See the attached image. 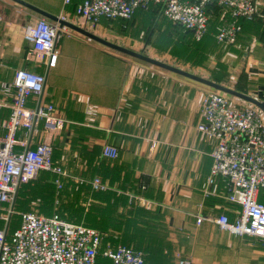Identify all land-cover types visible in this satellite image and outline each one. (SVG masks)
<instances>
[{
    "label": "crops",
    "instance_id": "crops-1",
    "mask_svg": "<svg viewBox=\"0 0 264 264\" xmlns=\"http://www.w3.org/2000/svg\"><path fill=\"white\" fill-rule=\"evenodd\" d=\"M27 1L54 14H65L68 20L82 26L75 14V6L81 0L66 5L64 0ZM259 7L264 14V0H259ZM32 12L13 0H0V80L13 79L14 71L21 66L18 62L26 43L23 30L14 40L11 38L10 22L16 17L20 22L24 16L37 18ZM215 19L222 23L225 18L217 15L212 20ZM27 21L29 18L24 23ZM255 21L241 22L237 62L246 64L244 89L264 99V41L259 36L255 39ZM62 31L78 38L83 45L62 47L57 40L55 64H43L37 71L47 77L45 100L54 103L56 113L65 120L51 140L53 148L56 141L60 144V155L55 160L67 172L66 180L79 182L73 187L75 191L67 189L65 197L85 196L93 203L104 204L95 199L94 193L79 186L87 181L85 172L91 171L87 183L99 176L109 191L107 199L114 202L116 197L128 198V205L123 208L126 212L135 206L148 211L151 217L139 225L147 231L146 243L160 246L156 249L158 255L148 258L152 264H178L180 259H189L191 264H264L263 239L232 234L210 219L196 222L198 213L216 217L226 212L231 220L239 213V206L224 198L222 179L217 180L218 195L204 194L217 141L199 131L197 125L201 120L199 102L211 88L92 43L93 40L70 28ZM251 41L255 47L249 52ZM2 110L5 113L0 122L9 113L7 108ZM39 140L37 135L32 146ZM107 144L119 150L117 158L103 155ZM259 201L264 203V189ZM128 216L131 218V214ZM112 233V237L121 238L120 233Z\"/></svg>",
    "mask_w": 264,
    "mask_h": 264
},
{
    "label": "built area",
    "instance_id": "built-area-1",
    "mask_svg": "<svg viewBox=\"0 0 264 264\" xmlns=\"http://www.w3.org/2000/svg\"><path fill=\"white\" fill-rule=\"evenodd\" d=\"M72 1L64 0V4ZM153 5H161L163 16L192 30L197 40L208 31V6L221 7L225 19L216 38L224 45L237 41L243 20L262 16L259 0H81L75 14L82 26L89 24L92 30L100 31L116 21L125 24L139 9L147 10ZM63 29L45 17L27 21L23 36L32 48L26 58L54 65L58 56L56 43ZM46 81L45 73L27 68H17L10 81L0 80V111L9 109L8 116L0 122V264H96L105 234L94 227L58 214L20 211L19 225L10 228L22 184L34 179L40 170L67 175L52 160L51 140L65 120L56 113L54 103L45 100ZM199 110L198 130L217 141L204 194L218 195L217 180L222 179L223 196L239 206V213L235 220L226 212L216 217L198 213L196 222L210 219L232 234L264 240V203L259 201L264 189V113L250 104L234 106L227 94L215 89L203 94ZM37 135L40 140L32 146ZM155 144L154 141L152 145ZM118 154L113 145L103 147L104 156L117 158ZM56 181L61 187V181ZM91 183L95 189H107L99 176ZM133 198L147 202L141 197ZM103 252L111 264H147L142 251L124 244L107 245ZM178 264L191 261L180 259Z\"/></svg>",
    "mask_w": 264,
    "mask_h": 264
},
{
    "label": "trees",
    "instance_id": "trees-1",
    "mask_svg": "<svg viewBox=\"0 0 264 264\" xmlns=\"http://www.w3.org/2000/svg\"><path fill=\"white\" fill-rule=\"evenodd\" d=\"M162 8L163 7L161 5H153L147 10L139 9L131 22L129 23L126 22L124 24L121 21H116L113 27L118 28L120 31H125L130 27V24H132V22L136 18V15L139 12H149L155 15L160 12V14L163 16ZM207 10L210 15L209 29L207 33L199 40H197L194 37L192 30L186 29L182 24L175 23L170 19L166 18L165 16L163 17L172 23V25L176 29L175 31H178L179 35L184 33L185 38L193 40L194 44L200 45L201 47L206 46L205 48H203L206 49L208 40L209 42L212 41L214 43L216 42L217 44H219L216 38V34L222 23L217 22L216 19L215 20L212 19L214 18V16L223 15L222 8L216 5L208 6ZM32 13L37 17H41L36 12H32ZM257 19H259V17H257L255 20ZM48 20L54 23L52 20L50 19ZM31 48H32V44L26 40L24 47H22L21 61L18 62V64H20L21 66H28L30 69L33 70L36 69L37 71L38 69L39 70L42 69L43 64L37 65V63L33 61H29L26 58L27 53L30 51ZM116 52L128 56L127 54L121 53L119 51ZM213 81L226 85V83L224 84L221 81H219V79L216 78L213 79ZM244 81L243 82L241 81V83L244 84ZM242 84L241 85L237 84L233 88H235L240 92L248 94L247 91L242 86ZM226 86L229 85L227 84ZM0 112H1L0 117H3L5 111L2 110ZM59 146L60 144L56 141L52 154V160L56 164H58V162L55 159L60 155L59 153H57ZM86 170L88 171V168ZM85 173H86L85 178L87 179V181L81 183L83 185H79V186L84 188L85 192L91 191L92 194L94 193L95 199L104 201L105 202L104 204H97L91 201L88 210L84 211L81 202L82 200H86L87 197L85 198V196H79V195L70 198L65 197L67 193V189L70 187L73 188L79 182L75 183L73 181H70L71 180L70 178H67L66 180L67 177L66 175H59L49 170H40L34 179L30 180L27 183L22 184L19 187L14 206L15 208L21 211H35L37 213H43L46 215L58 214L64 219L77 223L83 222L84 225L94 227L99 231L103 232L105 234V237L103 240L102 247L100 248V251L97 255L96 264H111V259L108 256H106L103 252L104 249L106 248L107 245L115 246L117 244H122V243L133 249L142 251L146 263L152 264V262H150L148 258L157 256L158 252H156V249L160 248V246L154 245L152 242H149L147 244L146 242L148 239L145 238L147 231L141 229L139 225L141 221L146 220V217L147 218L151 217V214L140 206H135V208H133L134 210H130L126 212L125 210H123V208L126 205H128V198L116 197L114 198V202L110 201L109 199H107L108 197L107 194L109 191L94 189L90 182L87 183L88 178L92 175L91 171ZM91 178L89 179V181L93 179ZM56 179L61 181L62 183L61 187L58 186ZM72 191H75V188H73ZM100 196L103 197L104 199L100 198ZM65 198L66 200L64 201ZM130 203H134V201H130ZM120 204L123 205V207ZM119 207H122V209L119 210ZM130 214H131V218H129L130 216H128ZM132 215H134L133 218ZM82 218L84 220L80 221ZM19 223H20V216L18 215L14 219L12 218V223L10 225V228L13 229L17 227ZM114 231L121 234L120 239L112 237L113 234L112 232Z\"/></svg>",
    "mask_w": 264,
    "mask_h": 264
},
{
    "label": "rangeland",
    "instance_id": "rangeland-1",
    "mask_svg": "<svg viewBox=\"0 0 264 264\" xmlns=\"http://www.w3.org/2000/svg\"><path fill=\"white\" fill-rule=\"evenodd\" d=\"M260 11L262 13V10ZM30 17L32 18L31 15ZM64 17L67 19L65 14ZM25 18L28 17L24 16L23 21L20 22L19 17H16L14 18V22H10L12 23L10 26L13 27L11 32V38L13 40L17 37L18 32L23 30ZM31 18H29V20H32ZM254 25L253 34L256 35L255 39L259 36L263 38L264 41V16L259 17V19L254 22ZM83 27L113 42L122 44L136 51L140 50L149 56L166 61L190 72L211 80L215 78L219 79V81L224 84L226 83V85L228 84L231 88L237 84L241 85V81L243 82L246 79V64L237 62L238 55H240L237 49V41V43L235 42L231 45H224L212 41L209 42L208 40L207 48L203 49L206 46L201 47L200 45L194 44L193 40L185 38L184 33L179 35L178 31H175L176 29L172 23L166 20L160 12L156 15L149 12H139L126 32H122L113 26L110 28L103 27L100 31L92 30L89 24ZM130 41L135 42L133 43L134 45H131ZM58 42L62 47L66 45H83L78 38L63 31L60 32ZM92 43L96 44L95 41ZM254 47L255 44L251 41L248 47L249 52H252ZM228 96L234 106L249 104L236 97ZM60 166L62 167V165ZM65 200L66 198L64 201ZM91 201V198H88L82 200L81 204L88 210ZM20 211L21 210L15 208L13 219L18 216Z\"/></svg>",
    "mask_w": 264,
    "mask_h": 264
},
{
    "label": "water",
    "instance_id": "water-1",
    "mask_svg": "<svg viewBox=\"0 0 264 264\" xmlns=\"http://www.w3.org/2000/svg\"><path fill=\"white\" fill-rule=\"evenodd\" d=\"M22 6H25L26 8H29L30 10L36 12L40 16H43L45 18H48L52 20L53 22L57 23L60 28H70L71 30L77 31L81 33L82 35L86 36L87 38L116 51H119L121 53L127 54L128 56H131L133 58H137L139 60L151 63L153 65H156L158 67H161L163 69L169 70L171 72H174L176 74H179L181 76L193 79L201 84H204L211 89L218 90L222 93H225L227 95L236 97L238 99H241L255 107H257L261 112L264 113V99H258L257 97H254L250 94H246L243 92H240L234 88H231L229 86L220 84L218 82H215L209 78H206L204 76L198 75L196 73L190 72L186 69H183L181 67L175 66L171 63H168L166 61L157 59L155 57L149 56L141 51H136L134 49H131L129 47H126L122 44L113 42L109 39H106L87 28H84L83 26H80L72 21H69L60 15L54 14L46 9H43L27 0H13Z\"/></svg>",
    "mask_w": 264,
    "mask_h": 264
}]
</instances>
